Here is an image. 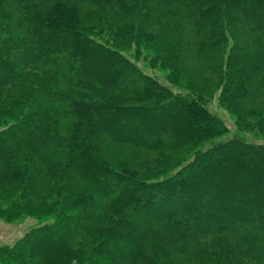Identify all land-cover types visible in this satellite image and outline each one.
Wrapping results in <instances>:
<instances>
[{
	"label": "trees",
	"instance_id": "trees-1",
	"mask_svg": "<svg viewBox=\"0 0 264 264\" xmlns=\"http://www.w3.org/2000/svg\"><path fill=\"white\" fill-rule=\"evenodd\" d=\"M173 6L185 25L160 19ZM182 42L219 61L213 91L239 95L227 108L264 84V0H0V219L44 222L0 247L2 264H264V144L212 115V91L169 79L173 94L137 64L142 51L178 77ZM244 114V131L264 124V107L258 125ZM104 141L195 147L143 177Z\"/></svg>",
	"mask_w": 264,
	"mask_h": 264
},
{
	"label": "rangeland",
	"instance_id": "rangeland-1",
	"mask_svg": "<svg viewBox=\"0 0 264 264\" xmlns=\"http://www.w3.org/2000/svg\"><path fill=\"white\" fill-rule=\"evenodd\" d=\"M186 13V10L181 6H173L164 12L160 16V19H166L173 22L172 24L180 22L185 25L186 22L184 14ZM169 30V28H164L162 25H156L153 29H151V32H158L159 34H165L168 36V34H170ZM243 31L246 34V37L242 35ZM185 32V28H183L180 34L187 36L188 32ZM237 32L239 34L235 33V35H233L237 44L247 50H253L257 47V35H249L245 32V30H242V33L239 31ZM164 39L166 42L167 37ZM184 43L182 42V44L175 46L177 58L179 59L180 57V59L183 60L182 63H184V70L180 72L178 77L171 78V72L169 74L167 70H161L159 65L154 66L149 58H145L146 55L142 51L139 53V61L137 64L145 73L156 77V79H158L159 82L173 94H177V87L171 84L169 79L173 80V82L179 86H187L188 88L200 91L204 95H208V91H212V96L209 99L205 98L206 107L212 115L220 118L227 128L239 136H243L248 141L254 143L264 144V124H260L261 120L258 119V113L264 107V84L254 91L252 97L249 98V95H243L242 98H240V102L231 104V109L227 108L226 106L230 105L229 102L239 98V95L236 93L235 96L231 97L234 93L229 92L228 100H224L221 98L220 90H216V92L213 91L215 90L217 81H219L221 77L219 61L208 62V60H206L203 56H200L193 51L190 52ZM134 50L135 47H132L129 55L127 56L131 60L135 54ZM153 68H157V70H154ZM4 101V98L0 96V105H2ZM243 110L245 111L243 112ZM246 111L251 112L253 115L251 118L247 117L246 121L252 125L260 124L259 126H261L257 130L254 128V132L244 131V127H241L236 120V117L239 119H245L246 114L244 113ZM216 141H218V139ZM194 147L195 145L190 144L176 150L152 152L109 141H104L101 144L103 156L106 157L112 164H115L121 169L130 170L143 177L153 176L172 164L178 163L180 160H183L190 153H192ZM40 222L41 220L31 217H22L21 219L13 221L0 219V247L14 246L32 228L44 223ZM7 261L10 260L7 259ZM0 264L2 263L0 262Z\"/></svg>",
	"mask_w": 264,
	"mask_h": 264
}]
</instances>
